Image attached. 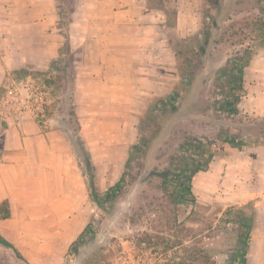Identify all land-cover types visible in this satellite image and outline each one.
<instances>
[{"label": "rangeland", "instance_id": "obj_1", "mask_svg": "<svg viewBox=\"0 0 264 264\" xmlns=\"http://www.w3.org/2000/svg\"><path fill=\"white\" fill-rule=\"evenodd\" d=\"M254 1L264 5V0ZM57 2L0 0V53L16 50L23 59L8 70L5 86H0V120L7 114L17 128L10 138L11 149L16 146L23 113L38 127L37 137L32 131V138L22 142L28 148L23 169L10 171L16 175L7 197L10 216L0 219V233L22 258L0 244V264H174L192 247L209 250L214 264H226L227 255L220 250L228 249L231 239L219 217L225 208L243 204L250 196L262 201L255 202L260 228L256 225L252 231L247 264H264V196L253 194L264 195V178L258 174L264 173V144L256 145L251 136L243 138L239 147L224 141L237 137L242 127L251 132V126L264 125V61L250 66L264 52V44L257 46L262 38L242 22L230 26L250 12H263L257 8L234 13L224 23L222 37L201 59L192 49L203 20L214 13L208 0H65L70 9L68 35L56 18ZM128 7L124 15L115 12ZM41 18L45 21L38 24ZM45 38L48 50L41 46ZM124 39L141 42L122 43ZM247 45L257 51L245 69L239 111L229 114L220 109L216 100L224 95L222 81L212 74L200 91L201 99L214 102L208 119L181 120L157 151L158 171L169 165L187 139L200 140L203 149L215 153L208 168L192 179L195 203L175 206L161 191L158 175L147 174L135 155L127 161L131 144L145 124L140 117L154 97L174 88L179 77L175 50L193 58L197 69H215ZM62 46L72 55L78 126L66 80L54 82L50 71L51 60ZM18 68L29 74L13 72ZM259 141L264 142V134ZM77 146L84 147L89 167ZM248 159H252L251 183ZM40 173L47 178L37 180ZM122 174V188L108 213L92 202L90 185L103 193ZM57 186L61 194H55ZM89 221L100 243L98 249L88 256L64 258ZM143 233L151 235V242L137 243ZM155 236L169 246L155 243Z\"/></svg>", "mask_w": 264, "mask_h": 264}, {"label": "trees", "instance_id": "obj_2", "mask_svg": "<svg viewBox=\"0 0 264 264\" xmlns=\"http://www.w3.org/2000/svg\"><path fill=\"white\" fill-rule=\"evenodd\" d=\"M56 18L64 35H68V14L70 9H66L65 0H57ZM214 5V13L203 20L201 28L197 31L193 54L201 59L208 55L216 43L222 37L225 30L224 23L230 20L234 13L242 11H252L259 8V12L264 13V5L254 0H208ZM260 6V7H259ZM262 10V11H261ZM249 13L240 20L230 23L232 28L241 23L245 28L257 33L260 39L257 46L264 44V14ZM236 32L233 33L235 35ZM65 46V44H64ZM62 46L58 56L51 60L50 71L53 73L55 80H66V90L71 92V113L75 124L78 126V120L75 115V97L73 96L75 73L71 69L72 55L71 52ZM264 46V45H263ZM256 49L247 45L241 51L229 56L225 64L220 68L200 67L196 68L194 59H188L182 50H175L174 56L179 64V77L173 84L167 94L154 97L148 104L146 110L140 119L145 123L142 127V133L139 134L128 151V160L132 156H137L142 169L149 175H158L161 179V191L175 206L195 203V195L192 188V179L194 175L206 170L215 153L209 149H203V143L200 140L193 141L187 139L178 147L177 154L169 161V165L162 170L156 169V154L159 148L170 137L172 129L183 119L200 120L208 119L207 112L211 110L214 102L200 98V91L205 81L210 79L212 74L220 77L223 86V94L220 99L216 100L220 109L229 114H236L239 111V102L245 94V69L250 64L251 59L256 54ZM13 72L21 73L20 76L28 75L24 68L13 69ZM51 73V74H52ZM53 82V80H50ZM48 81V82H50ZM149 125H146V122ZM6 122L0 120V158L4 151L3 136L6 128ZM251 132L242 127L237 137H227L225 142L234 147L242 145V139L251 136V139L259 141L264 134V125H253L250 127ZM78 132V128H76ZM252 135H250V134ZM261 133V134H260ZM80 140L79 135H77ZM260 144H264L261 143ZM83 146H77L78 153L83 150V161L87 167L90 166L88 154L84 151ZM123 174L103 193L98 191L93 185H90V197L94 204L107 211L112 212L111 204L120 193ZM255 199H250L243 204L228 206L219 217V223L223 231L230 235V245L228 249L220 250V253L227 255L226 264H247V254L250 245L252 231L256 228L258 209L255 205ZM111 206V207H110ZM10 216L9 202L7 199L0 201V219H6ZM227 225H230L228 227ZM145 240L151 242V235L143 233L137 239L141 244ZM155 243H165L162 237L155 236ZM0 244L11 248L14 253L21 257L14 245L0 233ZM98 243L95 240V230L89 221L83 230L79 233L67 248L64 258L73 255L84 254L88 256L98 249ZM165 246L169 244L166 242ZM22 258V257H21ZM174 264H214L212 254L207 249L192 247L186 255L178 257Z\"/></svg>", "mask_w": 264, "mask_h": 264}, {"label": "crops", "instance_id": "obj_3", "mask_svg": "<svg viewBox=\"0 0 264 264\" xmlns=\"http://www.w3.org/2000/svg\"><path fill=\"white\" fill-rule=\"evenodd\" d=\"M128 9H129V7L128 8H123L122 10L121 9L116 10L115 12L116 13L120 12L122 15H124L125 13L128 12L127 11ZM43 21H45V20L43 18H41L40 22H38V24H42ZM45 34L46 35L48 34L47 30L45 31ZM134 40L133 41L132 40L128 41L127 39H124V41H121V42L123 43V42L126 41L127 43L128 42L139 43V41H140V39H137L138 41H134ZM109 43L112 44L113 42L111 41ZM41 46H44L45 49L48 50V48H47L48 47V40L46 38H45L44 43L43 42L41 43ZM43 55L44 56L45 55L48 56L47 54L42 53L41 56H43ZM53 55L54 54H52V56ZM257 61H261V62L264 61V52L258 53L254 57V59L252 60V63H251L250 66L254 65ZM22 62H23V59H19L18 58V55L16 54V50H10V49L6 50V49H4V51L2 53H0V86H2V85L5 86L4 79L6 78V75L9 73L8 70H11L15 66H19ZM245 78H246V73H245ZM10 106L15 109L14 105H9V107ZM8 111H9V109H8ZM30 118L31 117L29 115H27V113H23L20 116L21 120L19 122V126L21 125V130H20V133H18V135L16 136L17 137V141H16V146H14V149H11L12 146H10V138L12 137L14 132H17V128L13 124V119L14 118H11L9 115L5 114V116L1 119V120H4L6 122L7 126H6V128L4 130V136H3L4 151H3L2 156L0 158V201L3 200V199H7L8 193L11 192V184H10V182H11L12 178L16 176L13 173H10L11 169H13V170H15L16 168L20 169V170L23 169L24 157L26 156V153H28L27 152L28 148H27V146L25 144L22 145V142L26 143V141H27L26 139L32 138V136H31L32 135L31 134L32 131H34V135L33 136L34 137L36 136L35 133L37 132L38 127H37L36 123L34 125L30 121ZM261 125H263V124H261ZM256 145H260V141H257ZM222 160L224 162L225 161L227 162L228 159L226 157H223ZM245 164H246V166H250L248 168V172H247L248 179H249V182H250L251 179H253V177H252L253 174H252V171H251L252 159H250V160L248 159ZM263 164H264V160H263ZM39 167H41V165L40 166L38 165V168ZM55 169L56 168L53 169V172H57L59 174V171L55 170ZM23 173L24 172H21L20 175H19V177H21V179L24 178ZM258 174H259V176H262V178H264V173L260 172ZM40 178L44 179V178H47V177H42L41 173H40L37 176V180L41 181ZM47 183L48 182L46 180L45 186L48 185ZM263 183H264V181H263ZM248 185H249V183H248ZM56 188L57 189L55 191V194H61V190L59 189V186H57ZM253 194L255 196H258L260 194L262 196H264L262 194V192L257 194L256 191H254ZM254 195H253V197H255ZM250 198L252 199L251 196H250ZM261 201H262L261 199H259V200L256 199L257 204H259ZM259 228H260V225H257L256 229H259Z\"/></svg>", "mask_w": 264, "mask_h": 264}]
</instances>
